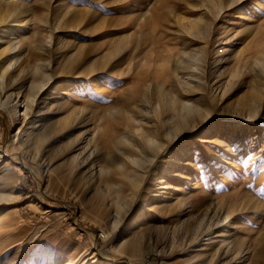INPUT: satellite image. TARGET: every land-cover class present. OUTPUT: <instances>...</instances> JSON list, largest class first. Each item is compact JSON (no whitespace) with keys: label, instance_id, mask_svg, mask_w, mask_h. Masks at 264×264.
Listing matches in <instances>:
<instances>
[{"label":"rangeland","instance_id":"374dc122","mask_svg":"<svg viewBox=\"0 0 264 264\" xmlns=\"http://www.w3.org/2000/svg\"><path fill=\"white\" fill-rule=\"evenodd\" d=\"M14 3L0 73L15 54L19 98L45 86L32 123L0 99V264H264V0H0V13ZM152 136L163 183L123 218L104 180L149 164ZM203 217L207 235L184 230Z\"/></svg>","mask_w":264,"mask_h":264},{"label":"bare ground","instance_id":"6f19581e","mask_svg":"<svg viewBox=\"0 0 264 264\" xmlns=\"http://www.w3.org/2000/svg\"><path fill=\"white\" fill-rule=\"evenodd\" d=\"M12 3H10V6ZM14 7L13 8H8L7 14H1L0 15V22L2 21H7L8 17H14L12 20L13 22L15 21H21L18 18V15H13L14 10L17 9V7L19 6V3H14L13 4ZM4 12V11H3ZM5 13V12H4ZM19 13V11H18ZM16 23V22H15ZM2 26V25H1ZM5 27V26H4ZM9 27V26H8ZM2 28V27H0ZM7 30V28H6ZM3 29H0V32H2ZM253 42V41H252ZM15 45V44H14ZM3 47V46H2ZM12 48L9 46H4L3 48H1V54L2 52H9L10 49ZM12 51V50H11ZM15 55V54H14ZM13 56L10 57V62L13 60ZM4 56V55H3ZM9 56V55H8ZM16 59V58H15ZM14 61V60H13ZM18 61V60H17ZM31 61V59H30ZM10 62L8 63V65L4 67V71L2 73H0V99H2V103L3 104H8L9 102L14 101V98L16 99L13 103L12 106H10L9 103V115L10 118H12V121L15 122L17 120L16 118V112L17 110H20L21 108H23V110H20L21 113L23 115V122H27V123H32V119H30V116L32 115V113L34 112V109L36 108V104L38 103L36 100V96L37 94L42 90L43 85L42 84V80L41 81H35L33 80L31 82V87H33V85H37V90L35 92H33L32 94L28 95L26 94L25 96H23V94H21L23 96L22 99L19 98L20 96V90H18V92H15L13 90V85L12 83L16 81V79H14L13 75L10 74L8 70L9 66H10ZM32 62V61H31ZM259 62L261 64H263V60L259 59ZM33 63V62H32ZM39 63V62H38ZM44 63V62H43ZM3 64V63H2ZM17 64V63H16ZM34 65V64H33ZM42 64H39L38 66H35V71L39 72L40 70H44V69H40ZM22 66V65H21ZM46 66V64H45ZM44 66V67H45ZM12 67V66H11ZM33 67V66H32ZM3 68V67H2ZM12 69V68H11ZM10 69V70H11ZM40 69V70H39ZM3 70V69H1ZM39 70V71H38ZM34 70H32L33 72ZM23 72V70H22ZM26 73V72H25ZM44 74L46 73L45 71L43 72ZM42 73V74H43ZM48 73V71H47ZM17 75V74H16ZM48 74H46L45 76H47ZM5 76V77H4ZM20 76V75H19ZM39 77V76H38ZM5 78V79H4ZM17 78V77H16ZM47 78V77H45ZM18 79V78H17ZM44 79V78H42ZM1 80H3V82H1ZM46 80V79H45ZM23 83V82H22ZM32 89V88H31ZM159 94H158V100L159 102H162L163 106L165 107H174L173 103L174 100L168 99L164 96V93L162 92V90H159ZM22 92V91H21ZM38 97V96H37ZM39 100V99H38ZM181 108H179L180 110L177 111V114L180 115L182 118L185 119V117L188 114H194V113H198V108L197 105H193L191 103H181ZM173 109V108H172ZM176 110V109H175ZM200 114H202V110H199ZM38 112V111H37ZM204 114V113H203ZM19 116V115H18ZM34 116V115H33ZM66 116V114H65ZM69 116V114H68ZM67 116V117H68ZM195 116V115H194ZM64 117V116H63ZM82 117V114H80V112H75L74 111V115L72 114L70 116L71 118V123L73 127H75V129L81 127L82 123H83V119L80 120V118ZM62 118V117H61ZM60 118V119H61ZM66 118V117H65ZM176 118V117H175ZM38 119V118H37ZM36 119V120H37ZM63 119V118H62ZM187 119V118H186ZM191 119V117H190ZM69 120V118H68ZM34 121V119H33ZM60 121V120H59ZM63 121V120H62ZM20 122V121H19ZM61 122V121H60ZM57 123V122H55ZM54 123V124H55ZM59 123V122H58ZM62 123V122H61ZM68 123V122H67ZM185 123V122H184ZM45 124V123H44ZM64 124L65 120H64ZM84 124V123H83ZM186 124V123H185ZM180 125V124H179ZM183 126V125H180ZM35 127V126H33ZM40 127V126H39ZM54 127V125H53ZM64 128V126H62ZM184 127V126H183ZM45 128V127H44ZM181 128V127H180ZM20 129V128H19ZM36 129V128H35ZM61 129V128H60ZM54 130V128H53ZM58 130V129H57ZM66 130V129H64ZM160 130V129H159ZM179 130V129H178ZM33 131V130H32ZM36 131V130H35ZM56 131V130H55ZM60 131V130H59ZM18 132V131H17ZM52 132V131H51ZM75 132V131H74ZM50 133V132H49ZM55 133V132H54ZM63 133V132H62ZM62 133L60 135H62ZM23 134V133H22ZM33 134V133H32ZM48 134V133H47ZM68 134V133H67ZM66 135V134H65ZM141 135V134H140ZM162 135V134H161ZM56 136V135H55ZM179 136V135H178ZM17 137V136H16ZM44 137V136H43ZM54 137V136H53ZM122 137V142L127 141V138H125L124 136ZM11 139V138H10ZM58 139V138H57ZM56 139V140H57ZM75 139V138H74ZM146 142L148 145L149 150H151L152 154V158L150 159L149 164H145V161L140 159V158H134L132 159L133 161V169L130 171H127L126 173H124L120 178H110V179H105L104 180V188L105 191L102 190L104 192V197L106 199L109 200L110 205H113L115 211L119 214L121 213L123 218L125 217H129L130 214H132L135 210V208H137V202L138 200L145 199V200H149L150 198V192L152 191H157V187H155V185H157L158 183H163L162 180H160L156 174H154V170H152V168L154 167L155 163L158 162L159 158H161L163 156V151L166 149H164L163 147V142L157 140L156 137H146ZM13 141V140H12ZM61 141V140H60ZM63 141V140H62ZM14 142V141H13ZM63 143V142H62ZM71 143V141H70ZM171 142H169L170 144ZM52 144V143H51ZM61 144V143H60ZM66 144V143H65ZM169 144H165V146H169ZM75 145V144H74ZM73 145V146H74ZM72 146V147H73ZM73 149V148H72ZM82 154V152L80 153ZM79 154V156H80ZM84 154V153H83ZM78 156V157H79ZM84 157V156H83ZM171 157V156H170ZM178 159L174 158V161H176ZM173 161V160H172ZM173 161V162H174ZM78 166H77V170L80 169L82 166H85L84 164H86V160H84L83 158H81V160L78 161ZM175 163V162H174ZM89 164V163H88ZM122 164V163H121ZM87 165V164H86ZM92 167L91 164L87 165L86 168H90ZM85 168V169H86ZM100 171L102 170V168L99 169ZM76 173V172H75ZM158 175V174H157ZM169 176V175H168ZM90 180V179H89ZM91 185V184H90ZM102 186V185H101ZM100 186V187H101ZM103 187V186H102ZM85 188V187H84ZM86 191V190H85ZM101 191V192H102ZM125 191H128L127 193H125ZM179 199V198H178ZM146 206V205H144ZM183 203L178 204V207H182ZM178 210V209H177ZM138 212V211H137ZM140 212V211H139ZM139 217V213L138 215H136V217L129 219L128 223L126 224V227H131L132 225L136 224V219H138ZM206 217V216H205ZM224 222H223V228L221 229V231L217 234L218 237H220V239H218V241L220 242L219 246H217V248H215V250L213 252H208V254L211 256V259H213L214 257L216 258L217 256H219V252L223 251V249L225 248L226 244H227V236H226V232L224 231L225 227L228 225L227 221L228 219L227 214L224 215ZM122 218V220H123ZM204 219V217H203ZM207 222V223H206ZM123 223V222H122ZM182 224V223H181ZM195 230L197 231V229H199L200 231V235L204 236L207 235L209 233V231L212 229L211 224H209L208 220L201 221L199 224H196V222H187L184 226V230L186 231H190V230ZM125 230V229H124ZM196 233V232H195ZM199 233V232H198ZM200 238V237H199ZM199 238H192L191 241H189V246H191L193 243L199 241ZM212 237H208L205 239L204 244L206 245L205 248L207 249V247L209 246V244L212 242ZM133 246L137 245V242H133L132 243ZM186 246V245H185ZM210 250L213 248V246H209ZM150 252V251H148ZM160 252V251H159ZM204 252H207L204 251ZM150 254V255H149ZM148 255L152 258V259H157V253H153V251H151ZM165 254V253H164ZM147 256V258L149 257ZM157 257V258H156ZM203 257V256H202ZM214 260V259H213ZM212 261V260H211ZM144 262V261H143Z\"/></svg>","mask_w":264,"mask_h":264},{"label":"snow or ice","instance_id":"6c2138e0","mask_svg":"<svg viewBox=\"0 0 264 264\" xmlns=\"http://www.w3.org/2000/svg\"><path fill=\"white\" fill-rule=\"evenodd\" d=\"M240 2H241V0H240Z\"/></svg>","mask_w":264,"mask_h":264}]
</instances>
